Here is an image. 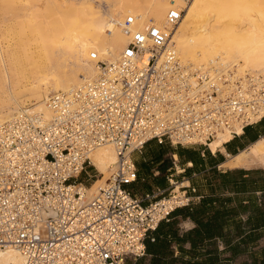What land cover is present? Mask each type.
Wrapping results in <instances>:
<instances>
[{"label": "built area", "instance_id": "2783aa9c", "mask_svg": "<svg viewBox=\"0 0 264 264\" xmlns=\"http://www.w3.org/2000/svg\"><path fill=\"white\" fill-rule=\"evenodd\" d=\"M184 10L171 8L164 27L135 28L128 15L125 47L111 61L93 51L97 75L50 94V116L17 113L0 124V250H20V264H127L189 203L173 191L136 195L133 153L151 140L209 145L264 118V72L182 61L173 35ZM104 143L117 159L87 197L101 175L89 155Z\"/></svg>", "mask_w": 264, "mask_h": 264}, {"label": "bare ground", "instance_id": "6f19581e", "mask_svg": "<svg viewBox=\"0 0 264 264\" xmlns=\"http://www.w3.org/2000/svg\"><path fill=\"white\" fill-rule=\"evenodd\" d=\"M171 8L185 9L173 35L184 63L218 60L241 72H264V0H0V124L17 113L50 116V94L97 75L93 51L111 61L125 47L129 36L122 23L128 15L135 17V28L164 27ZM236 131L241 133V126ZM231 138L230 131L222 132L209 146L216 152ZM89 156L101 175L86 186L87 197L117 159L112 143L97 146ZM222 165H264V136L228 155ZM180 185H174L175 198L184 196ZM23 259L16 248L0 250V264Z\"/></svg>", "mask_w": 264, "mask_h": 264}, {"label": "crops", "instance_id": "0c3cea01", "mask_svg": "<svg viewBox=\"0 0 264 264\" xmlns=\"http://www.w3.org/2000/svg\"><path fill=\"white\" fill-rule=\"evenodd\" d=\"M262 136H264V118L255 124L246 126L241 133L224 142L216 152L211 150L210 143L209 145L199 143L177 145L169 141L158 143L156 140H151L145 146L155 145L156 150L153 155L146 157L137 154L142 153L145 146L133 153L139 178L130 185V189L136 195L143 197L146 193L158 189L168 191L173 186L169 179L172 182L177 179L182 185H180L182 193L189 197L188 204L172 211L171 218L175 223L176 231L168 233L171 244L167 259L170 264H207L208 254L214 257L218 255L219 261L223 263L224 258L229 259L232 256L230 245L229 247L226 245L223 237L232 238L231 243H234L239 236L249 233L248 229L245 233H239L233 225V220L238 221L241 218L246 221L251 214H254L256 202L259 204L262 202L263 191H257L259 196L256 199L254 191L251 190L252 187L243 188V185H234L233 182H223L216 178L218 172H225L229 169L264 170L259 166L231 168L222 165L228 155L248 148ZM178 147H181L182 155L176 152ZM167 153L171 155V166L168 169L164 166ZM177 168L179 172L176 171ZM170 175L176 178H170ZM222 216L229 222L224 229L216 227L218 217ZM207 222L213 223V227L207 228ZM155 230L150 231L146 237L151 242V248L157 242ZM145 245V255L129 259L127 264H150L153 255L149 252L147 241ZM263 246L264 237L253 249ZM244 260L250 261L248 254L230 261L231 264H241ZM217 261L215 258L214 263Z\"/></svg>", "mask_w": 264, "mask_h": 264}, {"label": "trees", "instance_id": "16d2710c", "mask_svg": "<svg viewBox=\"0 0 264 264\" xmlns=\"http://www.w3.org/2000/svg\"><path fill=\"white\" fill-rule=\"evenodd\" d=\"M184 149V148H182ZM176 152L182 155L181 147H178ZM248 175V176H246ZM223 182H233L234 185L252 187L251 190L254 191V196L258 198L257 191L262 190L261 194L262 202L259 204L256 202L254 207V214H251L246 221L233 220V225L238 229L239 233H245L246 229L249 230L248 234L239 236V238L231 243L232 238L223 237L226 245L232 250V256L230 260H234L236 257H239L244 254H248L249 260H244L241 264H264V246L259 249H253L254 246L259 245V240L264 237V170L263 169H229L225 172H218L217 178ZM172 212L165 219L161 220L159 225L155 230L156 241L151 248L150 240L146 239L147 247L149 252L152 253L153 258L150 264H170L167 255L170 248V238L168 233L170 231H176V226L174 221L171 218ZM221 218V220H219ZM229 222L225 220V217H218L216 222V227L224 229ZM213 223H206V227H213ZM208 263L207 264H231V261L228 258H224L223 263L219 261L218 255L208 254ZM218 261L214 263V259Z\"/></svg>", "mask_w": 264, "mask_h": 264}, {"label": "rangeland", "instance_id": "374dc122", "mask_svg": "<svg viewBox=\"0 0 264 264\" xmlns=\"http://www.w3.org/2000/svg\"><path fill=\"white\" fill-rule=\"evenodd\" d=\"M20 110H21V109H20ZM143 148H144V147H143ZM143 148H142V149H143ZM155 150H156V147H155L154 144H152L151 146H145V148L143 149L142 153H137V154H138V155L141 154V156H146V157H148V156L153 155L154 152H155ZM169 152H170V151H169ZM137 154H136V155H137ZM170 156H171L170 153H167L166 158H165L164 166H166L167 169L171 166V164H170V161H171ZM158 166H159V165H158ZM259 167H263V168H264V165L259 166ZM89 169H91V168L89 167ZM176 171L179 172V171H178V168L176 169ZM167 172H170V171H167ZM170 178H176V177H174L173 175H170ZM180 180H181V179H180ZM169 182H170V184L173 183V186L167 191V193H166L167 195H168L171 191H173V188H175L174 185H176V183H180L179 180H177V179H175L174 182H172L171 179H169Z\"/></svg>", "mask_w": 264, "mask_h": 264}]
</instances>
